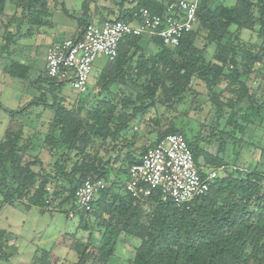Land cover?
<instances>
[{"label": "trees", "instance_id": "trees-1", "mask_svg": "<svg viewBox=\"0 0 264 264\" xmlns=\"http://www.w3.org/2000/svg\"><path fill=\"white\" fill-rule=\"evenodd\" d=\"M48 1L0 0V28L5 30L8 25L1 19L11 23L15 17L21 23L29 17L28 24L32 26V17L37 20L40 14H46ZM89 1L83 2L82 14L77 19L78 26L83 29L92 22L87 9ZM226 1L233 3L226 4ZM8 3L15 7L12 16L5 13ZM141 8L161 15L166 8L165 0H138L137 5L118 20L133 22L134 14ZM242 31H255L258 51L255 45L252 48L239 46ZM201 32L205 33L203 48L196 46ZM143 38L124 39L115 60L107 61L98 75L96 84L100 93L115 85L137 92L134 100L123 97L118 111L116 105L101 100L82 117L80 108L69 109L58 98L62 87L67 84L50 78L45 67L38 79L30 81L29 66L18 61L6 64L5 73L31 83L38 96L35 95L25 106L26 111L23 108L19 112L10 111L0 103L10 118V125L0 140V210L6 206L17 208L18 205L22 211L34 208L43 215L62 213L56 210L60 205L64 206L66 217L74 212L81 229L90 232L88 241L93 238L92 230L100 234L98 245L92 247V251L85 246L74 264H109L121 235L139 241L129 264H264L263 173L236 168L227 176L216 177L208 191L192 202L177 205L171 200L162 201L158 193L141 199H133L125 193L128 169L138 161L132 153L125 158L127 168L116 172L123 178L113 180L110 160L104 161L97 153L91 152L96 139L100 140V146L116 145L121 134L137 118L142 119L151 110L158 111V107L170 110L183 102L195 78L205 84L217 119L225 108L230 110L227 116L230 130L218 131L213 126L208 142L219 139L223 146L228 141L236 142L240 134L237 142L259 146L264 131L255 125L256 120H264L261 117L264 104L254 99L247 81L255 65L263 60L264 1L199 0L196 27L181 38L176 48H166L158 36H153L147 39L155 51L148 53L140 45ZM2 39L5 46L0 48V55L10 47L11 34L2 36ZM207 46L215 47L211 61L205 56ZM221 85H225L232 98L221 101V93L216 92ZM48 96L51 97L50 103L46 102ZM241 103H246L243 110L239 106ZM40 106L54 114L47 123L41 149L50 155L60 147L64 150L54 161L50 173L38 155L29 154L32 141L23 137L25 126L16 121L17 115L33 114ZM130 106L131 111L127 112L126 108ZM175 133L186 138L202 178L205 173L198 162L201 155L211 167L208 170L227 166L220 156L203 153L199 148L200 140L190 141L183 131L173 127L160 133L141 154L164 136ZM40 134L37 130L33 137L38 138ZM221 149L219 147L218 154ZM86 179H102L108 184L100 192L90 213L74 206L75 191ZM115 187L122 189L123 193L115 191ZM62 194L67 196L61 199ZM90 218L94 219L93 223ZM5 238L6 232L0 229V263L13 256L4 252ZM49 257L50 252L43 250L40 258H32V264L35 259L37 264H49Z\"/></svg>", "mask_w": 264, "mask_h": 264}, {"label": "rangeland", "instance_id": "rangeland-1", "mask_svg": "<svg viewBox=\"0 0 264 264\" xmlns=\"http://www.w3.org/2000/svg\"><path fill=\"white\" fill-rule=\"evenodd\" d=\"M232 3L233 1H226V4ZM68 8L71 9V4H68ZM14 9V5L8 3L6 5L5 13L12 16ZM1 20L8 25H6L7 29L5 30L0 28V37L6 36L8 33L14 34L16 24L18 21L20 22V19L15 17L11 23L4 18ZM28 20H30V18L25 17L22 22L23 26L20 30L23 34L31 29V26L28 24ZM231 30L233 32L234 28ZM204 36L205 33L201 32L198 40L196 41L197 47H204ZM13 40L14 37L12 38V41ZM258 44L259 41L255 31L241 32L239 46L246 47L249 45L252 48L253 45H255V50H257ZM214 49V46L206 47L205 56L208 61L212 60L211 57L213 56ZM98 66L99 64L96 66V69H94L89 80L87 94H79L69 85H65L62 87L59 95H57L58 98L62 99L64 106L67 108H80L82 110V117H85V112L94 105H97V103L101 100L108 101L116 105V110L118 111L121 108L120 104L123 97L128 96L134 100L137 94L136 91L125 89L119 85L111 86L107 91L100 93L96 84L98 79L97 73H99L97 70ZM29 68H31L30 81L38 79L41 72L44 71L42 64L33 67V74L32 64L29 65ZM32 75L34 77L33 80ZM263 79L264 54L262 63L255 65L254 71L248 76L247 81L250 93L253 95L254 99H256L259 103L263 102L264 104ZM4 81L0 84V103L10 111L19 112L21 108L25 110L27 108L25 106L33 100V97H31V99L29 98L32 90H34L35 95L38 96L37 91L29 82L24 80H21V82H13L12 80L9 81V79H7L9 86H5ZM216 92L221 93V101H223V98L231 96L230 92L225 89V85H221ZM208 95L209 94L205 84L195 78L191 84V91L184 95L183 102L176 104L170 110L158 107V111L151 110L147 115L142 117V119L137 118L136 120H138V122L134 123L135 120L131 122L128 130L121 134L118 139V144L116 145L106 144L105 146H100V140L96 139V145L94 146V150H91V152L97 153V156L102 157L104 161L110 160L109 162L113 169L110 177L113 180H119L123 177L116 172L127 168L125 158L128 154L132 153L134 155L135 153V156H141L143 150L148 147L153 140H156L160 133L169 130L170 127H173L176 130L183 131L190 141L195 142L200 140L199 148L203 153L212 157L220 156L223 158L224 163H227V166L223 169L221 176H227L236 168L249 170V172L257 171L264 174V133H261L262 139L259 146H248L237 142L241 136L240 134L237 135L236 142H234V140L228 141L223 146L220 145L219 139H216L217 141L215 140L212 143L208 142L210 140L209 135L213 126L218 128V131L225 130L227 132L230 130V126L227 121V116L230 110L225 108L220 119H217L215 107ZM232 97L233 96H231V98ZM46 102H51L50 96L46 98ZM20 103H22L21 106ZM239 106L241 110H243L246 107V103H241ZM131 108L132 106L127 107L126 111L130 112ZM42 110L43 108L40 106L33 114L23 113L24 115L21 116H19V114L17 115L18 120L16 121L17 124H23L25 126L23 129V137L29 138L32 141L29 154L31 156L38 155L43 162V167L48 173H50L52 171L54 161L61 156L64 150L60 147L54 151V155H50L44 148L41 149L42 142L48 130L47 123L54 116L52 111ZM261 117L264 119V107L261 111ZM256 121L255 126H257V128L262 127L260 130L264 131V120ZM9 125V114L0 107V140L4 138ZM37 130H39L41 134L38 138H34L33 135ZM219 147H222V149L218 154ZM73 156L74 153L71 154V157ZM71 160L75 159L72 158ZM198 162L204 171L211 168L208 165L209 163L205 160L204 155L200 156ZM34 169L38 170L36 168ZM114 190L122 192V189L119 187H115ZM66 196L67 194H62L60 198L62 199ZM56 203L54 204L55 206ZM59 206L60 205L56 206V210L62 213H45L43 215H41L38 210L34 208L28 211H22L18 208V205H16L17 208L6 206L1 209L0 229L6 231L5 240L7 243L4 252L11 253L14 256H12L13 258H10L9 261L1 262L0 264H32V257L40 258L43 250L50 252L49 264H74L79 260V254L85 246H87L89 251H92V247H96L98 245L100 238L99 232L96 230L93 232L92 230L91 232L93 233V238L91 241H88L90 232L81 229L78 218L70 219L69 217H66L65 213H63L65 210L64 206ZM93 222L94 219L90 218V223ZM10 237L13 238L10 239ZM12 243L14 245H11ZM138 245L139 241L136 238L121 235L118 240L115 255L109 264H127L134 256L135 248ZM33 262L34 264H37L36 259L33 260Z\"/></svg>", "mask_w": 264, "mask_h": 264}, {"label": "built area", "instance_id": "built-area-1", "mask_svg": "<svg viewBox=\"0 0 264 264\" xmlns=\"http://www.w3.org/2000/svg\"><path fill=\"white\" fill-rule=\"evenodd\" d=\"M264 1V0H263ZM199 0H165L161 15L141 8L133 22L106 19L102 24L90 22L81 39H65L51 44L45 55L47 75L69 85L75 92L85 94L94 67L100 60L114 61L120 43L127 37L158 36L163 46L176 48L181 38L196 27ZM223 168L204 171L202 178L186 138L179 133L168 134L147 148L138 161L129 167L125 193L141 199L158 193L162 201L187 204L206 193ZM108 184L102 179H86L75 191L74 206L85 213ZM74 212L69 218L74 219Z\"/></svg>", "mask_w": 264, "mask_h": 264}, {"label": "crops", "instance_id": "crops-1", "mask_svg": "<svg viewBox=\"0 0 264 264\" xmlns=\"http://www.w3.org/2000/svg\"><path fill=\"white\" fill-rule=\"evenodd\" d=\"M84 1L85 0H49L47 3L48 10L46 14H40L41 17L37 20H34L32 17V26L30 25L31 29L26 31L25 34H23L20 30L23 26V23L18 21L16 24L15 33L11 34V38L14 37V40L11 41V45L8 47L7 51L0 55V84L5 80L4 85L9 86L7 79H9V81L12 80L13 82H21V79L12 78L5 73L4 68L6 64H10L12 61H18L20 64L26 66L32 64L33 74L34 66L42 64L43 67H45L46 51L51 44L61 42L65 39L77 40L79 37H81L84 29L78 26L77 19L82 14V4ZM137 3L138 0H90L87 8L88 15L91 17L92 22L102 24L106 19H122L137 5ZM68 4H71V9L68 8ZM12 14H14V10ZM13 20L11 22H13ZM2 40V37H0V48L5 46V41ZM140 45L148 53L155 51V47L149 43L147 38H143ZM105 63L106 61L100 60L96 64V66L99 64L97 68L99 73L103 69ZM96 66L94 69H96ZM99 73H97V75H99ZM33 78L34 77L32 75V80ZM34 95L35 91L32 90V92H30L29 98L31 99V97H34ZM21 102L23 103L22 100ZM22 103H20V106ZM136 122H138V120L134 121V123ZM154 141L155 140H153L151 144ZM134 157L137 158L135 153ZM12 238L13 237H10V239ZM11 245L14 244L12 243Z\"/></svg>", "mask_w": 264, "mask_h": 264}]
</instances>
